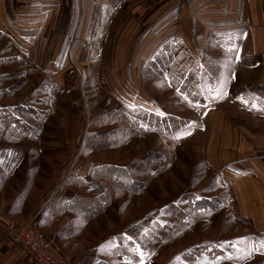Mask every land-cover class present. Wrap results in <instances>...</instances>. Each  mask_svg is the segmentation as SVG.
<instances>
[{
  "label": "rangeland",
  "instance_id": "1",
  "mask_svg": "<svg viewBox=\"0 0 264 264\" xmlns=\"http://www.w3.org/2000/svg\"><path fill=\"white\" fill-rule=\"evenodd\" d=\"M132 5L135 12H142V2ZM79 29L68 40L50 34L28 37L30 46L16 45L0 30V165L5 157H17L18 149L23 159L14 179L0 175V188L10 185L7 191L0 189L4 197L0 195V202L3 198L7 203L0 208V264H47L36 262V255H49L58 264H116L115 258L87 259L100 252L116 254L121 264H241L239 257L223 252L226 247L238 249L246 238L248 225L237 217L228 198L230 194L233 201L238 171L232 167L222 177L207 168L204 146L214 136L209 131L211 120L205 122V132L194 130L189 120L185 131L166 135L133 117L127 106V85H112L103 78L108 53L92 44V50L85 47L82 52ZM139 32L136 38L141 44ZM95 38L89 36V41ZM102 39L105 43L111 36ZM241 47L236 46V54L212 57L231 68L241 66ZM260 82L264 81L255 80L245 85L247 90L218 99L217 106L233 118L240 112L255 122L264 120V83ZM124 116L133 123H126ZM235 119L248 125L249 139H264L263 125ZM13 120L28 124L35 134L18 135L11 127ZM102 132L107 133L106 146L101 147V142L94 146ZM93 164L130 166L128 173L140 189L131 193L117 186L124 181L120 174L112 182L94 183V169L91 175L86 171ZM70 187L87 195L73 197L110 191L111 204L94 219L84 220L64 209L67 200L62 209L71 217L52 222L56 213L45 208L46 199L49 194L68 198ZM190 195L208 199L213 206L196 208ZM175 209L181 211L179 217L172 214ZM30 238L39 242V249L33 250ZM106 239L112 240V249L110 243L102 249L106 244L100 243ZM242 264L264 263L259 259Z\"/></svg>",
  "mask_w": 264,
  "mask_h": 264
},
{
  "label": "crops",
  "instance_id": "2",
  "mask_svg": "<svg viewBox=\"0 0 264 264\" xmlns=\"http://www.w3.org/2000/svg\"><path fill=\"white\" fill-rule=\"evenodd\" d=\"M140 2L143 8L138 14L132 4ZM136 20H141L142 28L134 22ZM77 29L82 35V52L92 50L89 48V44H92L96 50L108 53V64L102 65L108 67L103 78L112 85H127V106L130 109L151 118L170 115L191 120L194 123H191V127L198 132H205V122L211 120L209 131L214 136L210 141L205 140L206 166L222 177L232 167H237L233 201L230 194L228 198L236 208L237 217L248 225L244 228L246 238L241 246L234 250L223 247V252L231 254L229 257L233 256L234 259L239 257L241 264L254 260L257 263L259 259L264 263V139H249L246 135L248 125L237 122L235 118L247 122L251 120L263 126L264 120L255 122L240 112L235 113L236 117L233 118L224 108L217 106L218 99L225 100L231 93L239 94L247 90L246 84L255 80L264 81V0H0V30L6 36L13 37L16 45L19 42L30 46L28 37H43L45 34L57 38L66 36L68 40L70 35L73 37L76 34ZM140 30L143 38L138 44L136 37ZM92 35L96 38L90 42L89 36ZM106 35L111 39L103 43L102 37ZM172 40L180 43L198 61L202 62L204 55L217 64L216 90L210 91L205 79L202 104H191L183 99L170 87L167 75L160 79H149L144 74L145 64L165 43ZM238 44L242 45L239 52L244 59L241 66L231 68L225 61L218 63L212 57L213 53L219 56H229L231 52L236 54ZM197 124L201 125L202 130L194 127ZM232 134L236 138L232 139ZM20 152L18 149L15 158L5 157L0 165V175L9 178V181L22 167ZM3 164L9 166L3 167ZM98 165L93 164L86 171L91 175L92 169ZM94 183L87 182L89 186ZM9 188L10 185L6 184L0 189L7 191ZM15 188L11 187L13 190ZM73 188L70 187L68 198H56L49 194L51 198L46 199L48 204L45 208L54 209L56 215L52 222L71 217L62 209L63 203L74 194L84 195L82 190L77 193ZM0 195L3 197V192ZM3 198L0 208L7 204ZM7 222L14 223L11 220ZM109 243L112 249L114 245L109 239L100 243L106 244L102 249L107 250ZM113 256L100 252L95 253V257L91 254L87 259L99 262L115 258L116 264H121L116 254ZM131 260L134 261L129 257L128 261Z\"/></svg>",
  "mask_w": 264,
  "mask_h": 264
},
{
  "label": "trees",
  "instance_id": "3",
  "mask_svg": "<svg viewBox=\"0 0 264 264\" xmlns=\"http://www.w3.org/2000/svg\"><path fill=\"white\" fill-rule=\"evenodd\" d=\"M202 62L198 61L195 57L190 56L188 52L178 42L172 40L164 44L162 49L158 51L154 57L149 60L144 66V74L149 79H160L166 75L170 80V87L180 93L183 99L187 100L191 104H202L204 102V89L203 81L206 79L209 84V89L212 92L216 90V70L217 64L209 57L202 56ZM19 110H22L19 108ZM133 117L146 122L152 126L159 133L166 135L172 134L178 130L185 128L189 123L188 120L178 118L175 116H161L154 118L155 121L151 122L143 114L131 110ZM126 123H133V119L130 120L124 116ZM130 120V121H129ZM135 122V121H134ZM13 130L17 131L18 135H24L25 137L30 134L33 135L34 130L28 124L16 120L10 121ZM9 123V124H10ZM106 132L97 133L95 144L101 142V147L106 146L104 136ZM100 137V138H99ZM88 143V140L85 141ZM92 143V142H91ZM128 167H118L115 165H102L94 168L92 172V178L95 182L101 181H114L116 175L120 174L124 181L115 183L117 186H121L127 192L136 193L140 187L132 180ZM84 186V182H82ZM141 185V184H139ZM193 198V205L196 208H208L213 206V202L200 198L198 199L194 195H190ZM111 204V192L104 191L95 197H83L75 196L68 200L64 204V209L69 213L81 214L84 220H92L99 214L103 213L106 208ZM202 205V206H201ZM166 212L167 208L165 209ZM179 210H174L172 214L179 217ZM201 250V249H200Z\"/></svg>",
  "mask_w": 264,
  "mask_h": 264
},
{
  "label": "built area",
  "instance_id": "4",
  "mask_svg": "<svg viewBox=\"0 0 264 264\" xmlns=\"http://www.w3.org/2000/svg\"><path fill=\"white\" fill-rule=\"evenodd\" d=\"M195 128H199L201 129V125L200 124H197L195 126ZM29 244L33 247V250H37L39 249V242L33 240V239H29ZM37 260L36 262L38 261H43L47 264H58L59 262H57L55 259L51 258L49 255L47 257H43V258H40V255H36V259Z\"/></svg>",
  "mask_w": 264,
  "mask_h": 264
}]
</instances>
